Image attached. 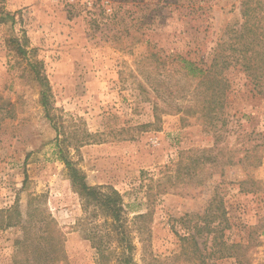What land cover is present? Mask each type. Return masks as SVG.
<instances>
[{"label": "rangeland", "instance_id": "obj_1", "mask_svg": "<svg viewBox=\"0 0 264 264\" xmlns=\"http://www.w3.org/2000/svg\"><path fill=\"white\" fill-rule=\"evenodd\" d=\"M240 11L241 0L0 1V209L19 198L25 213L30 194H41L65 233L70 264H96L95 250L75 229L82 204L60 145L90 185L119 190L130 218L150 212V246L144 256L138 243V264H173L179 218L203 214L216 193L235 225L229 242L251 236V260L264 263V94L231 67L214 126L193 114L200 102L178 89L196 84L180 71L178 55L209 64L243 22ZM165 61L174 66L159 72ZM30 62L40 63L50 82L59 138ZM216 128L223 134L218 147L235 164L195 167L193 154L214 147ZM196 173L212 175L198 185ZM251 178L260 188L242 192ZM20 236L18 227L0 229V264L13 263Z\"/></svg>", "mask_w": 264, "mask_h": 264}, {"label": "trees", "instance_id": "obj_2", "mask_svg": "<svg viewBox=\"0 0 264 264\" xmlns=\"http://www.w3.org/2000/svg\"><path fill=\"white\" fill-rule=\"evenodd\" d=\"M240 12L243 22L236 29L229 30L233 32L232 37L217 45L209 64L200 65L188 58L189 55H178L180 71L187 79L196 81L191 90L188 84L180 85L178 89L188 92L192 97L191 102H200L193 114L199 113L206 117L210 125L216 123L225 109L230 88L225 72L231 67L239 66L251 79L257 92L264 94V0H241ZM21 51L27 53L23 48ZM39 64L30 62L29 65L41 87L40 102L46 116L51 122L54 121L53 126L59 138L61 126L57 125L52 113L55 107L51 85L46 75L42 74V65ZM172 64L173 61L161 62L158 71H169L174 66ZM162 87L167 88L165 85ZM221 131L217 128L214 131V147L193 154L196 156L193 158L195 167L201 169L206 163H211L214 171H221L224 165L235 164L232 158L225 159L223 148L218 147L223 137ZM65 152L59 145V157L68 169L72 186L78 192L82 204V215L75 229L95 250L96 264H138V243L142 245L144 256L150 246V212L130 218L119 190L110 185H90L83 171ZM182 175L178 176L180 180L176 183L182 182ZM211 175L196 173L197 184L203 185ZM249 182L251 187H247V179L242 181V192H255L260 188L257 179L251 178ZM41 201V194H30L25 213L21 210L19 198L9 208L0 209V229L15 226L21 230V236L15 241L12 264H70L64 247L65 233L53 215L44 209ZM224 203V198L216 193L203 214H186L179 218L183 231L176 233L181 250L169 258L173 264H216L220 259L231 257L236 259L237 264H255L248 252L253 246L251 236L246 241L229 242L227 231L235 225L231 223ZM254 243L256 246L258 241L254 240Z\"/></svg>", "mask_w": 264, "mask_h": 264}]
</instances>
